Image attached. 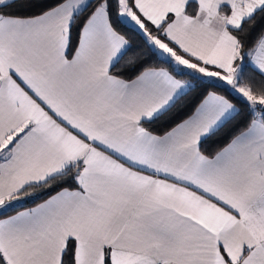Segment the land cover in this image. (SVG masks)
I'll return each mask as SVG.
<instances>
[{
    "label": "snow or ice",
    "instance_id": "1",
    "mask_svg": "<svg viewBox=\"0 0 264 264\" xmlns=\"http://www.w3.org/2000/svg\"><path fill=\"white\" fill-rule=\"evenodd\" d=\"M0 264H264V0H0Z\"/></svg>",
    "mask_w": 264,
    "mask_h": 264
},
{
    "label": "trees",
    "instance_id": "2",
    "mask_svg": "<svg viewBox=\"0 0 264 264\" xmlns=\"http://www.w3.org/2000/svg\"><path fill=\"white\" fill-rule=\"evenodd\" d=\"M129 38H130V40L133 42V44L136 47L141 49V52H140L141 59H145L146 60L149 57V55H150L149 49L146 46L143 45L142 40L138 36L129 34ZM256 79L259 80V77H256ZM214 139L220 140V139H222V136L216 137ZM220 146L221 145L218 144V143H210L206 147H208L209 150L214 151V150L218 149Z\"/></svg>",
    "mask_w": 264,
    "mask_h": 264
}]
</instances>
